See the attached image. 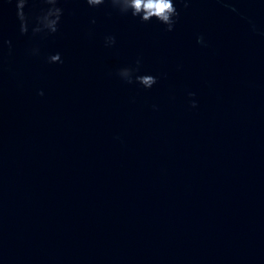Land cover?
<instances>
[{
	"label": "water",
	"instance_id": "obj_1",
	"mask_svg": "<svg viewBox=\"0 0 264 264\" xmlns=\"http://www.w3.org/2000/svg\"><path fill=\"white\" fill-rule=\"evenodd\" d=\"M60 4L33 38L0 0V264H264V0Z\"/></svg>",
	"mask_w": 264,
	"mask_h": 264
},
{
	"label": "clouds",
	"instance_id": "obj_2",
	"mask_svg": "<svg viewBox=\"0 0 264 264\" xmlns=\"http://www.w3.org/2000/svg\"><path fill=\"white\" fill-rule=\"evenodd\" d=\"M9 3H14L15 15L19 22V33L24 35L30 32L31 37L51 36L58 32L61 19L63 16V7L60 0H41L39 10L35 13L25 12L29 0H8ZM90 8H97L105 4V0H85ZM110 5L119 13L130 15L133 18H138L140 22L147 23L155 21L163 25L168 32L173 31L176 20L179 16L176 3L177 0H108ZM184 6H187L188 0H181ZM92 23H95L93 20ZM196 42L203 44V36H197ZM115 44V37L107 35L104 38L105 47H112ZM40 49L36 44H33L29 49L30 55H39ZM56 55L49 54L46 58L47 63H60ZM140 61L137 60L135 66H123L117 69V76L125 83L136 84L141 88L148 90L157 82V77L148 72L140 71ZM43 95V92H39ZM195 93L189 92L188 96L192 97ZM195 101H191V105L195 107Z\"/></svg>",
	"mask_w": 264,
	"mask_h": 264
}]
</instances>
